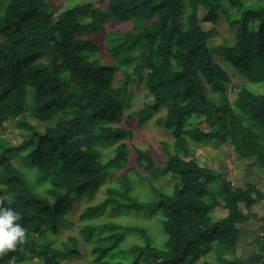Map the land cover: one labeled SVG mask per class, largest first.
<instances>
[{
  "label": "trees",
  "instance_id": "trees-1",
  "mask_svg": "<svg viewBox=\"0 0 264 264\" xmlns=\"http://www.w3.org/2000/svg\"><path fill=\"white\" fill-rule=\"evenodd\" d=\"M140 7L154 26L136 15ZM223 17L234 34L211 47ZM111 21L133 28L108 32ZM235 72L244 81L223 104L218 95L228 93ZM253 83L264 87V0H0V128L15 119L22 138L10 158L15 144L0 137V193L26 229L0 264H70L64 261L81 256L83 245L94 264H197L213 252L215 261L204 264H242L240 225L264 192L253 181L233 187L181 155L215 141L264 171V92ZM163 109L155 122L174 137L164 164L136 148L123 181L106 184L113 157L122 156L116 168L124 164L125 139L133 137L124 116L141 127ZM167 176L178 179L172 191L161 181ZM210 196L227 210L214 216L216 229L205 223ZM81 199L92 200L78 213L76 234L63 239ZM256 259L261 264L264 255Z\"/></svg>",
  "mask_w": 264,
  "mask_h": 264
},
{
  "label": "rangeland",
  "instance_id": "rangeland-1",
  "mask_svg": "<svg viewBox=\"0 0 264 264\" xmlns=\"http://www.w3.org/2000/svg\"><path fill=\"white\" fill-rule=\"evenodd\" d=\"M96 5L102 6L106 5L109 0H91ZM247 3L256 2L257 0H243ZM62 3H65V0H58V4L62 5ZM139 18H141L146 24L150 26H154V23L152 22V14L148 9L144 7H140L137 14ZM211 23L205 24V28L211 27ZM107 31L110 32L112 30L122 29V30H132L133 28V21L127 22V23H121V22H107ZM218 34L215 35L210 40V46H221V43L223 41V37L233 35L234 30H232L229 25L228 21L224 19V17L217 23L216 25ZM146 55L148 58L151 57L150 51L146 52ZM105 57V56H104ZM217 60H220L221 55L218 54L215 56ZM121 77V74H120ZM232 83L229 86L228 93L226 89H222L219 93V99L223 104H227L229 101L233 100L235 98V87L237 84L241 83V81H244L243 78L238 73L232 74ZM258 84L252 85L253 88H255L258 91L264 92V87L257 86ZM144 92V88L140 90L139 93ZM228 94V95H227ZM141 101L136 102V105H139ZM166 113V110L163 109L162 113L157 114L156 117L150 121H147L144 125L141 127H138L137 123L135 121H132L130 123L125 122V116L122 121V125L124 128L128 129L130 128L133 131V137H129L125 139V142L128 144V150L126 155V161L124 164H120L119 168H116L118 165L117 161L122 156H115L113 157V171H109V174L107 175V181L106 184L110 183H117L123 181V172L131 168L132 166L136 165L135 162V156L136 148H140L143 150H149L152 158L158 164L159 167H161L164 162L168 158V151L172 152L173 150V144H174V137L171 135L170 131H168L165 127H162L156 123L155 120L161 118L164 116L163 114ZM203 115H199L197 117V120L200 121L203 119ZM202 127L209 129L208 125L202 124ZM21 132V127L16 123L15 119L8 120L4 123V125L0 128V137H5L9 142H12L13 146L9 147L6 150V153L9 155L10 158H13L15 154L19 153L21 146L19 143L22 142V138L19 136ZM32 140V138H31ZM35 142V138H34ZM36 143V142H35ZM193 148L195 149V152L190 155H181L183 159H192L196 158L202 165L208 166L212 168L215 172H220L223 182H230L233 187H239L245 186V183L247 181H253L258 184V186L262 189L264 192V171L261 170V168L249 166L248 163L241 162L240 159L235 154L234 150L228 146L227 144L215 142L212 141L208 144H192ZM94 156H98L100 153L97 151H93ZM115 169V170H114ZM139 170H142L141 168ZM160 171L158 170L159 174ZM39 176V173H35L33 178V183L36 184V178ZM165 183V186L168 190L172 191L174 190V187L176 183L178 182V179H173L170 176H167L163 180H161ZM43 186H46L45 183H42ZM102 186V188L99 190L98 194L95 196L97 199H101L104 196L105 188L108 185ZM29 193L28 195H32L35 191L34 185L29 183ZM43 189V188H42ZM41 190V189H40ZM220 199V197H214L210 196L208 198L209 205L213 209L212 216L205 218L206 226H208L210 229H216L220 226L221 223L218 222V219H215V215L217 218H221L224 212L227 210L219 205H215L214 201L216 199ZM92 199H81L78 200L75 203V208L71 212V218L73 220V229L69 231H63V235L61 238L65 239L69 234H76L77 224L81 223V220L78 218V213L82 211L86 205L91 202ZM96 202H99L97 200ZM87 203V204H86ZM142 203L136 204V209H140ZM246 212L247 209H244ZM250 218L246 223L241 224V234L238 242V249H237V256L239 259H241L242 264H253L256 263V257L259 255H264V197L262 199L258 200V203L252 207L250 210ZM140 213L137 215L139 216ZM130 216V215H129ZM136 216V217H137ZM214 217V219L212 218ZM139 218H143V215H141ZM145 222L148 224L150 223V226H154L156 229L158 227L157 222L155 221V218H148ZM156 232V231H155ZM79 238H81L80 235H78ZM90 250V249H89ZM37 260V259H35ZM68 259L70 264H94L92 260V256L90 255L89 251L87 250V246H82V255L79 257H76L74 259ZM208 260L211 262L215 261L214 252L209 254L204 259L200 260L197 264H204V262ZM261 264H264L261 262Z\"/></svg>",
  "mask_w": 264,
  "mask_h": 264
},
{
  "label": "clouds",
  "instance_id": "clouds-1",
  "mask_svg": "<svg viewBox=\"0 0 264 264\" xmlns=\"http://www.w3.org/2000/svg\"><path fill=\"white\" fill-rule=\"evenodd\" d=\"M4 199V194L0 193V253L15 249L26 239L20 212L4 204Z\"/></svg>",
  "mask_w": 264,
  "mask_h": 264
}]
</instances>
